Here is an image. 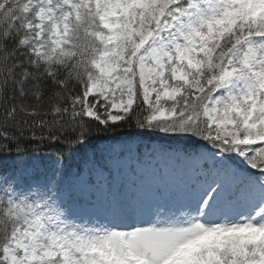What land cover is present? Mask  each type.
<instances>
[{"label": "snow or ice", "instance_id": "1", "mask_svg": "<svg viewBox=\"0 0 264 264\" xmlns=\"http://www.w3.org/2000/svg\"><path fill=\"white\" fill-rule=\"evenodd\" d=\"M0 264H264V0H0Z\"/></svg>", "mask_w": 264, "mask_h": 264}]
</instances>
